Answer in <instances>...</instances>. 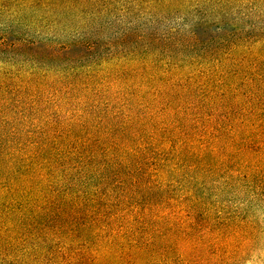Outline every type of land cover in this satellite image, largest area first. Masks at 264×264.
<instances>
[{
  "label": "trees",
  "instance_id": "1",
  "mask_svg": "<svg viewBox=\"0 0 264 264\" xmlns=\"http://www.w3.org/2000/svg\"><path fill=\"white\" fill-rule=\"evenodd\" d=\"M0 10V264L236 259L264 216V0Z\"/></svg>",
  "mask_w": 264,
  "mask_h": 264
},
{
  "label": "rangeland",
  "instance_id": "2",
  "mask_svg": "<svg viewBox=\"0 0 264 264\" xmlns=\"http://www.w3.org/2000/svg\"><path fill=\"white\" fill-rule=\"evenodd\" d=\"M0 12H5L0 10ZM6 17L0 15V23H2ZM16 28H20L15 25ZM242 223V231L241 234L245 235L243 240V244L239 251H237L236 259L235 257H231L229 255L226 259L224 257L212 258L211 264H264V216L257 217L255 222V229L249 233H247V226L243 224H248L247 219H243ZM248 234V235H247ZM158 243H163V241H158ZM122 253V254H120ZM142 253H137L134 249H127L125 251H115L108 255V264H133V258L139 256ZM143 255V254H142ZM172 256V255H169ZM159 257V256H156ZM192 260V259H187ZM102 263L103 260H100ZM69 261L68 263L61 264H96L95 262L90 263L89 260L86 263H82L80 261L75 262ZM52 264V263H49ZM104 264V263H103ZM136 264V263H135ZM138 264V263H137ZM186 264V263H183Z\"/></svg>",
  "mask_w": 264,
  "mask_h": 264
}]
</instances>
